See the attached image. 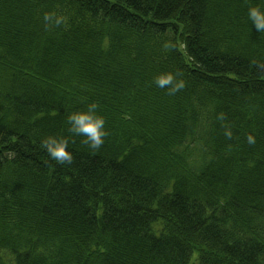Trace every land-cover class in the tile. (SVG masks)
Here are the masks:
<instances>
[{
    "label": "trees",
    "instance_id": "1",
    "mask_svg": "<svg viewBox=\"0 0 264 264\" xmlns=\"http://www.w3.org/2000/svg\"><path fill=\"white\" fill-rule=\"evenodd\" d=\"M249 5L264 11L0 0V264H264V32ZM169 72L186 84L175 95L153 82ZM92 103L98 151L67 131ZM48 136L69 138L72 164Z\"/></svg>",
    "mask_w": 264,
    "mask_h": 264
},
{
    "label": "clouds",
    "instance_id": "2",
    "mask_svg": "<svg viewBox=\"0 0 264 264\" xmlns=\"http://www.w3.org/2000/svg\"><path fill=\"white\" fill-rule=\"evenodd\" d=\"M248 18L255 25L259 32H264V11L260 9L259 6L249 5L248 7ZM46 25L50 22L55 21L56 26H60L65 22L63 16H58L55 13H45L43 17ZM176 46L171 41H167L163 44V48L167 50L174 49ZM264 67V65H261ZM177 74L162 73L154 77V83L160 88H167L169 95H175L177 92L183 90L186 87L185 81L183 79H177ZM98 105L92 103L88 106L85 112H72L67 115L66 123L69 125L67 131L72 137H84L81 141L82 144L89 147L93 151H98L105 143V137L109 135L105 131V119L102 116L96 114ZM220 120H224V114L221 113L218 117ZM226 130L224 135L227 139H232L233 133L225 126ZM69 138L61 137L57 138L55 136H48L41 141V148L46 150L50 158L57 164L65 165L73 163V156L70 151H68ZM74 143L75 140L73 139ZM249 145L255 144V138L249 134L247 138ZM5 155L11 156L12 153H6Z\"/></svg>",
    "mask_w": 264,
    "mask_h": 264
}]
</instances>
